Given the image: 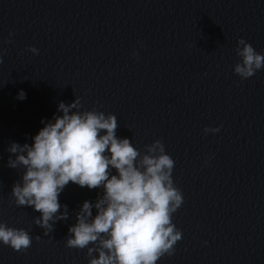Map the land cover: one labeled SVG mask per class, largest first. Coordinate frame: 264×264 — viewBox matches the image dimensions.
<instances>
[{"label":"water","instance_id":"1","mask_svg":"<svg viewBox=\"0 0 264 264\" xmlns=\"http://www.w3.org/2000/svg\"><path fill=\"white\" fill-rule=\"evenodd\" d=\"M237 38L264 53V0H0V222L33 237L25 252L0 244V264H88L64 239L103 189L69 182V218L46 236L10 194L23 167L7 166L10 143L31 146L75 96L114 114L118 138L141 152L159 139L175 161L182 239L157 264H264V68L240 80Z\"/></svg>","mask_w":264,"mask_h":264},{"label":"clouds","instance_id":"2","mask_svg":"<svg viewBox=\"0 0 264 264\" xmlns=\"http://www.w3.org/2000/svg\"><path fill=\"white\" fill-rule=\"evenodd\" d=\"M12 35L10 32L9 37ZM26 50L38 54L32 46ZM234 52L240 59L233 71L241 81L264 68V53H258L245 39L237 38ZM2 56L0 52V63ZM25 98L21 90L17 99ZM81 107L77 96L67 105L60 102L62 115L42 120L44 127L32 138L31 146L10 143L7 151L15 158L10 156L7 166L24 169L11 189L15 205L39 212L33 224L47 236L56 221L69 218L67 206L58 201L69 182L90 190L102 188L103 194L95 202L84 201L76 212L75 223L64 239L67 248L86 249L88 264H157L162 257L172 256L182 239L172 218L184 202L172 178L175 161L161 140L145 145L141 152L128 138L116 136L114 114L81 111ZM218 131V127L203 129L205 135ZM32 240L24 229L0 222V244L25 252Z\"/></svg>","mask_w":264,"mask_h":264}]
</instances>
